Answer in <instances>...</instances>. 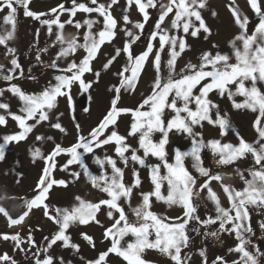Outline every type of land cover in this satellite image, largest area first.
<instances>
[{
    "label": "snow or ice",
    "instance_id": "6c2138e0",
    "mask_svg": "<svg viewBox=\"0 0 264 264\" xmlns=\"http://www.w3.org/2000/svg\"><path fill=\"white\" fill-rule=\"evenodd\" d=\"M29 3L30 0H0V11L8 9V14L4 17V24L12 26L11 31L0 34V45L6 46L7 54L12 56L11 67L7 69L10 74L4 75L3 80L10 82L17 78L11 73L21 69L15 56V49L7 47V42L14 38L17 6L24 9L25 17L39 20L42 25H46L49 35L52 34L53 26H56V41L61 44L56 59L74 55L78 49H83L86 55L78 63L73 60L63 69H58L56 61L53 60L49 66L63 74L54 76L55 83L49 82L48 86L39 93H26L18 85H10L7 90L19 99L21 102L19 111L23 114L9 112L11 118L17 123L19 131L0 138V162L5 160L6 149L10 143L26 140L28 134L42 122H50V127L62 133L66 131L59 122L63 113L54 117L56 122H51L53 120L51 114L58 107L59 98H66L67 105L71 109L73 107L72 86L78 84L84 92L92 87V82H86L83 79L84 74L92 72L91 62L96 58L99 49L105 42H111L116 34L117 21L112 16L110 9L118 3V0H110L107 6L98 3V0H90V4L94 7L72 0L71 8H65L64 4H60L57 8H52L50 13L33 12L29 10ZM133 3L142 15V22H135L133 27L140 30L141 33L150 19L149 8L158 7L159 16L145 50L138 55L133 54L132 44L140 40V35L125 28V35L131 40L124 43L123 49H116L115 55L104 64L103 67L107 70L122 52L127 54L125 66L116 74L120 78L119 86L110 89L115 92L110 110L87 136L79 135L76 142L70 147L65 148L56 143L47 156H43L38 148L33 150L31 152L33 161L35 162L36 158H41L45 162L42 174L34 189L36 195L25 201L26 210L18 218H11L2 207H0V213L8 217L11 227L21 225L33 209L43 208V215L57 225V231L51 237H44L46 242L44 248L33 253L34 264H56L53 256L47 255V253L57 242H61L62 247H70L79 251V246L70 242V236L66 235L67 230L73 224L85 225L95 222L99 225L97 213L102 206L107 207V217L113 221L103 232L104 239L111 240V246L107 251L100 253L96 260L89 261L88 264H106V258L110 253L120 257L126 264H151L150 261L143 259L142 254L145 250L158 251L174 264H187L189 257H182L181 253L182 249L189 246L186 229L189 222L193 220L205 227L218 224V230L207 232L206 236L218 239L224 232L235 235L237 244L233 248H229V252L238 253L239 258L232 264H261L264 252H261L258 246L252 245L251 237L255 233L251 226L250 216V209H255L257 212L264 210V91L261 90V87L264 86V9L261 7L260 0H247L251 10L258 17V23L254 26L251 34L248 29L249 17L242 15L238 6H234L235 0L229 5L234 23L240 29V33L230 41L231 55L220 52L215 54L204 52L199 57L197 64H187L180 73H176L175 69L178 57L189 47L185 37L191 35L196 38L201 31L208 35L211 34L200 11L206 7V0H161L159 5L156 0H127L129 8ZM63 12H69L72 17L77 12L97 13L99 17L103 18V28L97 33H92L93 25L98 23L92 19H86L83 25L80 22L74 23L72 19L61 22L60 14ZM172 13L174 16L170 29L163 28L162 24L166 17ZM213 15H215L214 12ZM42 16H51L52 18L41 20ZM122 19L125 25L131 23L128 15H124ZM196 22H199L198 26ZM65 24L72 25L77 30L84 25L87 26L88 31L83 36V43H79L78 37L65 40L63 36ZM170 30L182 31L184 35H170ZM157 38L159 39V48L155 51L153 59L157 76L151 93L144 97L135 109L118 107L122 89L124 91L135 89L146 62L153 54L154 44L152 41ZM205 39H207V35ZM166 47L168 50L166 61L168 74L167 79H164L160 75L161 54ZM41 51H47V49ZM233 57L234 63L230 62ZM36 59L40 60L39 53ZM3 70L4 66L0 65V71ZM20 76H23L22 69ZM95 76L98 79L100 73L96 72ZM231 86H235L234 90ZM197 88H199V93L195 94L194 90ZM4 91V89H0V95H3ZM213 91L217 92L221 98L227 95L234 109L250 110L257 113L253 127L258 134V139L254 143L246 142L238 132L236 133L239 141L237 144L222 143L219 139L205 142L202 133L195 131L196 127L202 128L204 122L218 127L221 136L227 135L231 129L227 113H221L219 105L208 98L209 93ZM235 96H241L244 99L242 102H236ZM170 97L171 99H169ZM178 102L180 106H178ZM192 104L195 105V108L190 106ZM0 109L8 110L9 105L0 103ZM166 109L174 113L167 121L164 120ZM213 109H215V118H213ZM126 113H130L132 117L128 135L138 136V148H132L127 144V138L116 130L105 135L109 127H114L117 124L118 117ZM29 121H34V123L30 124ZM0 125H6L4 115H0ZM76 127L79 130V124ZM173 131L189 137L191 146L187 151L175 148L174 162H169L166 146L169 143V134ZM155 133H160L159 141H154ZM36 139L42 140L44 137L37 136ZM47 139L52 140L53 137L49 136ZM109 144L115 145L116 156L125 166L131 160L134 164H139L140 167H147L150 170L153 189L150 192H142L140 204L131 209L135 217L134 221L129 219L120 201L123 199L131 206L133 189L141 184L139 172L135 168L133 169V181L131 185H128L124 182L123 169L117 167V162L112 157L105 156L101 159L98 156H93V162L101 170L99 175H94L84 160L86 154H93L96 148ZM205 148L211 151L217 166H229L251 155L253 163L247 169L248 176L246 177L244 172L239 169L236 172V175L243 181L242 189L224 184L222 175L212 174L209 169L203 167L201 153ZM140 150L143 151V156L137 154ZM128 152H131L130 156L126 155ZM62 153L68 155L70 159L66 161L61 170L66 171L73 164L79 165L92 187L106 194V199L88 202L77 196L75 197V200L78 201L76 205L68 208L57 207L54 210L55 214H52L46 203L50 190L54 186H67L65 180H56L52 176L56 168V157ZM149 156L155 157L160 163L147 164L146 160ZM187 158H191L192 166L199 175L206 178L199 185L197 177L193 176L185 167L184 161ZM105 165H109L112 169L110 176L104 171ZM161 168L165 170L164 174H161ZM72 176L79 179L81 172H73ZM213 180L221 182L229 207L225 208L221 205L219 196L210 187ZM165 182L168 186L166 196L161 191ZM205 189L208 193L207 199L215 205L216 215L200 220V217L196 215L197 208L192 201L194 196H199L200 192ZM153 197L156 201L163 202L168 206H180L183 209V215L170 218L154 213L151 210ZM258 223L260 230L264 232V220ZM81 236L90 245L95 246L91 236L85 233H82ZM127 236H131L133 239L123 246L121 241ZM153 236L154 239H150ZM0 238L5 241L11 240L14 250L25 253L30 250L21 247L25 242L32 247H37L31 232L28 234L27 241L23 240L19 233L0 234ZM249 247H252L253 251H249ZM199 254L204 257V264H207L205 250H201ZM0 264H17V262L4 253L0 255ZM59 264H64L62 257ZM213 264H227V261L223 257H217Z\"/></svg>",
    "mask_w": 264,
    "mask_h": 264
},
{
    "label": "rangeland",
    "instance_id": "374dc122",
    "mask_svg": "<svg viewBox=\"0 0 264 264\" xmlns=\"http://www.w3.org/2000/svg\"><path fill=\"white\" fill-rule=\"evenodd\" d=\"M87 3L88 0H77V3ZM98 3H103L106 6L110 3V0H98ZM157 5L161 3V0H156ZM233 3V0H206V7L200 9L201 15L210 29L211 34L208 35L203 31L200 32L198 37L193 38L191 35H187L185 37L188 49L183 52L180 57H178L176 62V73H180L182 69L189 63L197 64L199 62V57L204 52H212L215 54L216 52L227 53L231 55L232 49L230 47V41H232L239 33L240 29L234 23V18L229 10V5ZM33 4L36 9V13H50L52 8H57L60 4H64L65 7L72 5V0H32L29 3V6ZM260 4L262 9H264V0H260ZM89 6H93L89 3ZM238 6V9L242 15H247L249 17L250 23L248 25L249 34L254 30V26L258 23V17L253 13L250 6L247 3V0H235V5ZM94 7V6H93ZM127 11L125 12V9ZM112 16L117 21V27L115 29V38L111 42H105L101 48L99 49L96 58L91 62L92 72H88L84 74L83 79L86 82H92V87L85 94L80 88L78 84H74L71 88V96L73 99L74 108L69 109L67 105L66 98H59L58 107L51 114L53 116V120L51 122H56L54 117L59 113H63V116L60 117L59 122L65 128V132H60L52 127H50V122H42L37 125L31 133L28 134L27 139L21 141L19 143H10L6 149V157L3 162H0V207L4 208L9 215H19L23 210V205L25 201L29 198H33L36 195L34 189L36 188V184L39 180V177L42 174V169L45 166V162L41 158H36L35 162L32 159L31 152L33 149L38 147L41 150L43 156H47L53 149L56 143H59L62 147H70L77 140L79 135L87 136L89 132L95 128L99 122L103 119L106 113L110 110L111 100L115 96L114 86H119L120 78L116 75L126 64L127 54L121 53L119 57L112 63V65L105 70L104 64L116 53V49H123L124 43L126 41H130L131 38L125 35L124 29L127 28L131 30L134 34L140 35V40L136 43L132 44V52L134 55L140 54L146 48V44L149 42L150 34L154 29V25L156 23V8H149L148 13L150 19L145 24V28L141 33L140 30L133 27L135 22H142V15L139 13L136 5L133 3L129 8L127 5V0H118V3L114 4L111 9ZM1 12V11H0ZM24 9L20 8L18 14H23ZM213 12L215 15H213ZM124 15H128L131 23L125 25L122 17ZM156 16V18H155ZM174 13L169 14L166 17L162 27L165 29H170L171 21L173 19ZM46 17V16H42ZM92 19L98 21L95 23L91 29L92 33H97L99 30L103 28V18L99 17L97 13H84L77 12V14L72 17L69 12H63L60 14L61 22L72 19L73 22H80L83 19ZM25 22V21H24ZM20 23V28L22 29L26 24ZM197 26L199 22H196ZM22 24V25H21ZM23 26V27H22ZM88 31L87 26H82L79 30H77L74 26L65 24V28L63 29V36L65 40H71L73 37H78L79 43H83V36L85 32ZM53 32L57 33V28H54ZM52 32V33H53ZM25 34V32H24ZM170 35H179L183 36V32H177L176 30H170ZM43 35V34H42ZM42 35L40 36L42 38ZM207 35V39L205 36ZM154 44L153 54L150 55L148 61L146 62L144 69L140 75V78L135 86L134 90L124 91L122 89L120 94V100L118 102V107L120 108H128L135 109L142 102L143 98L151 93L152 86L154 84V80L157 76L156 70L153 66V59L155 51L159 48V39L157 38L155 41H152ZM239 43V42H238ZM215 46V47H214ZM86 55L83 49H78L77 52L73 55V59L78 63L80 59H82ZM162 58V68L160 75L162 78L167 79L168 68L166 66V61L168 59V50L167 47L165 51L161 54ZM10 60V59H9ZM65 62H70L71 57H67ZM230 62H235L233 59ZM66 65L61 64V67H65ZM11 64L7 65V68H10ZM99 72L100 76L97 79L95 73ZM53 75L63 74L62 72H58L56 69L50 71ZM127 75V74H126ZM41 80L47 78L46 76H40ZM206 82V81H205ZM234 90L235 86H231ZM5 93H3V97L0 98V102L9 104L10 112L15 114L22 115L19 111L21 102L17 97L13 96L10 91L4 89ZM261 90L264 91V86L261 87ZM195 94L199 93V88L194 90ZM83 105H80L79 101L82 98ZM210 100L219 105V109L221 113H227L228 119L231 123V129L228 134L225 136L220 135V129L218 127H213L209 125L207 122H204L203 127H196L195 131L202 133V138L205 142L211 139H219L222 143H233L237 144L238 138L236 133L249 143H254L258 139V134L253 127V123L256 119L257 113H253L250 110H236L232 107V102L225 95L224 98H221L217 92L213 91L209 93ZM171 99V97L169 98ZM234 99L236 102H242L244 99L241 96H235ZM178 106L179 102H178ZM195 108V105H190ZM4 109H0V115L4 114L6 118V125H0V138L4 135L15 134L19 131L17 123L11 118L9 113ZM174 115L170 110H165L164 120L167 121ZM213 118H215V109H213ZM77 119V120H76ZM132 117L130 113L121 114L117 119V124L115 125L117 131L120 135L125 136L126 143L131 145L132 148H138V136H129V128ZM28 123H34V121H29ZM79 124V130H77L76 125ZM109 130V129H108ZM105 133V135L109 134V131ZM37 136H42L44 139L37 140ZM53 137L52 140H48L47 137ZM103 139V137H101ZM160 133H155L153 136L154 141H159ZM45 140L47 141L45 144ZM191 139L186 135L177 134L175 131L169 134V143L166 146V151L168 153L169 162L173 161L174 149L180 148L183 151H187L190 149ZM258 147V145H257ZM105 149L106 155L109 157H113V159L117 162V167L123 169L124 172V182L128 185H131L133 181V169L139 172V178L141 184L139 187L133 189L134 202L137 201V195H140L142 192H150L153 189V185L150 180V170L147 167H140L139 164H134L131 160L127 166L124 165L123 162L116 156L115 153V145L109 144L105 145L101 148H96L93 154H86L84 157L85 163L88 165L89 170L94 175H99L101 170L100 168L93 162V156H98L102 159L101 150ZM138 155L143 156V151L140 150ZM126 155L130 156L131 152L126 153ZM202 155L209 156L212 159L213 155L211 151L205 148ZM70 159V157L66 154H60L56 157V168L54 169L52 176L56 180H65L67 182V186H54L50 190L49 199L46 200V203L49 205V210L54 215L53 205L59 203H72L75 202V197H82L83 200L88 202H93V200H102V197H99V190L97 189V195L95 192V188L90 187V182L83 175L82 169L79 165L73 164L68 167L66 171H62V166L66 163V161ZM146 163L149 165L159 164L160 161L155 157L149 156L146 160ZM252 157L249 155L246 159L242 160V165L239 170L244 172V175L247 177V169L249 165L252 164ZM185 167L189 170V172L197 177V184L199 185L206 178L199 175V173L193 168L191 158H187L184 161ZM209 165V170L212 174L219 173L224 177L223 183L227 185H231L236 189L239 188V176L236 175L237 168L239 167V163L236 162L233 164L231 168L224 166H217L215 163V159H212L211 162L207 160L205 163ZM104 170L111 171L109 165H105ZM73 172H81V179H75L72 176ZM165 170L161 168V174H164ZM197 174H196V173ZM20 176L18 182H15V176ZM83 181H88L89 185L83 184ZM210 187L213 189L215 193L219 196L220 203L223 207H227L229 202L226 194L223 192L221 187V182L219 181H211ZM73 188V189H72ZM78 190H75V189ZM241 188V187H240ZM72 190V191H71ZM89 190V192H88ZM137 190V191H136ZM206 190V189H205ZM205 190L201 191L199 196L193 197V204L197 208L196 215L200 217V220H204L210 214H215V205L207 199L205 196ZM162 194L167 195L168 186L165 182L162 189ZM3 192H6L7 195H2ZM86 193V194H85ZM5 197V198H4ZM3 198V199H1ZM133 199V198H132ZM131 199V201H132ZM2 200H5L4 203ZM3 206H2V205ZM132 204V203H131ZM157 204V205H155ZM63 208V205L59 206ZM71 207L64 206V208ZM151 210L161 216H166L170 218L180 217L183 215V209L180 206H168L163 202L156 201L155 197L152 198V207ZM104 210H100L97 216H103ZM251 216V226L254 230L255 235L251 237L252 245H256L259 247L261 252H264V232L260 230L258 221ZM89 232L92 233V238L94 239V243L99 244L103 240V232L98 229L96 226L92 224L88 225ZM191 223L187 225V235H190ZM55 230V224L47 219L43 215V208L33 209L30 212L25 220L19 226H9V221L4 217L2 213H0V234H9L20 231L22 235H28L29 232L33 234V238L36 241L37 247H32L29 243L25 242L21 245L24 249H30L27 253L14 250V246L11 240L5 241L0 238V255L7 253L9 256L11 253L16 258L19 257V264H25L22 262V256L26 259L33 256V253H36L38 249H40L41 240L47 234H52ZM83 233H85V230ZM218 230V224L216 225L215 231ZM68 234L70 231L67 232ZM67 234V235H68ZM192 234V231H191ZM232 234H228L227 232L221 233L219 238L214 237H203L199 243V246L206 247L208 250V260L214 261L217 257H223L227 264L232 263L233 260L236 259L238 253L229 252V248H233L235 245L234 242L231 241ZM150 239H154L150 237ZM23 240L27 241V237H24ZM84 251L86 249V258H90L93 255V251L89 247V243L84 241L82 243ZM233 245V246H232ZM57 245H54L55 247ZM80 247V246H79ZM96 249V247H95ZM252 247H249V251H252ZM70 251V249H69ZM183 251V249H182ZM150 252L148 255H142L143 259L146 261H150L151 264H173L167 257L163 256L161 253L155 250H145L144 253ZM78 256H81V252H78ZM195 257V258H194ZM84 258V256H83ZM111 259V264L113 260H118L117 257H109ZM15 259V258H14ZM76 259V258H75ZM109 259V260H110ZM194 260V264H201L202 258L197 253L193 256L192 262ZM264 261V257H261V261ZM60 259L56 260V264H59ZM121 264V260H119ZM74 263V262H73ZM116 264V263H115Z\"/></svg>",
    "mask_w": 264,
    "mask_h": 264
},
{
    "label": "trees",
    "instance_id": "16d2710c",
    "mask_svg": "<svg viewBox=\"0 0 264 264\" xmlns=\"http://www.w3.org/2000/svg\"><path fill=\"white\" fill-rule=\"evenodd\" d=\"M30 1H32V0H30ZM44 1H46V0H44ZM47 1H50V0H47ZM89 3H90V0H88V5H89ZM28 7H29V10L35 12L36 9L34 8L33 4H31ZM71 7H72V5H70L68 7L66 6L65 8H71ZM20 8H22V7L17 6L14 38L7 42V47H11V48L15 49V56L18 59L20 65H21V69L23 70V76L22 77L20 76L21 69H17L15 71V73H11L12 75H14L17 78L13 79L10 82L9 81H5V80L2 79V77L4 75L10 74L7 71V69H9V68H7V65L9 64L12 56L7 54L6 46L0 45V65L4 66V70L0 71V89H8L11 84H15V85H18L26 93H39L45 87L48 86L49 82H51L53 84L55 83V80H54V76L55 75L50 73V71H53L54 68H51L49 66L52 63L53 60L56 61L58 69H63V68H66L67 65L69 63H71L74 59H73V55H69V57H71V61L70 62H65L66 61L65 59L67 57L66 58L56 59L57 53L61 49V44L56 41V33L52 31L53 33L51 35H49L47 26L46 25H42L39 20H35V19L31 18V17H25L24 15L18 14ZM7 14H8V9L7 8H5L3 11L0 12V34L6 33L7 31H11L12 30L11 24H8V25L4 24V17ZM49 18H52V17L51 16L41 17V20L49 19ZM86 18L88 19V17H86ZM155 18H156V16H155ZM157 19L158 18H156V21H157ZM85 20L86 19H83L82 21H80V23L83 25V22ZM23 22H24V24H26V26H24V27L22 26L23 28L21 29L19 24L23 23ZM54 28H56V26H53V30H54ZM24 32H25V34H24ZM37 32H38V35H37ZM41 35H42V38L40 37ZM42 49H47V51H41ZM38 53H39V56H40V60L39 61L36 59ZM61 64H64L66 66L65 67H61ZM58 72H60V71H58ZM42 75L43 76L47 75V78L41 80L40 76L42 77ZM58 75H60V74H58ZM3 93H5V91ZM84 93L87 94L86 92H84ZM1 97H3V95H0V98ZM84 99H86V97L82 98L79 101L80 105H83V100ZM17 100H18V98H17ZM0 103H2V102H0ZM72 108H74V105H73ZM72 108H71V110H72ZM5 111H7L9 113L10 112V108L8 110H5ZM2 115H4V114H2ZM112 130H116L117 131L116 126L109 127V130H108L109 134H110V132ZM46 142L47 141L45 140L44 144ZM37 148L38 147H36L35 149H37ZM35 149H33V150H35ZM104 153L106 154V151H105V149H102L101 150L102 159L105 157ZM106 156H108V155H106ZM202 156H203V158H202L203 167H205L206 169H209L208 168L209 165L208 164L206 165L205 163L207 162V160L209 162H211L212 159H215V158L212 157V159H210L209 156H206V155H202ZM237 162L239 163V167L237 168V170H238L240 168V166L242 165V160H239ZM232 166H233V164L229 165L227 167L231 168ZM251 166H252V164L249 165V167H251ZM224 167H226V166H224ZM110 169H111V167H110ZM104 171L109 176L111 175V171L110 170L109 171L104 170ZM19 177L20 176H18V175L15 176V178H14L15 182L20 181ZM80 179H81V177H80ZM83 184L89 185V182L88 181H83ZM90 187H92L91 184H90ZM243 187H244L243 181H241L239 179V188L238 189H242ZM75 190H78V189H75ZM88 192H89V190H88ZM95 193L97 195V189L95 190L94 194ZM133 194L134 193H132V198L133 199L131 198L132 199L131 206H129V204L126 203L123 199H121L120 204H121V206H123L125 208V212L128 214L129 219L134 221L135 217L132 214L131 209L137 207L140 204L141 195H137V201L134 202V197L135 196ZM2 195H7V194H6V192H3ZM207 195H208L207 190H205V196L207 197ZM99 197H102L103 199L107 198L106 194H104V193H102L100 191H99ZM1 199H3V198H1ZM29 199H31V198H29ZM4 201L5 200H2L3 203H4ZM98 201H100V200H98ZM98 201L93 200V202H98ZM77 203H78V201H76V200H75V202L73 201L72 203L69 202L67 204H64V203L63 204L62 203L58 204L57 203V204H55V206L53 205V208L55 210V208L59 207L60 205H63V208H64V206H69V205L74 206ZM155 205H157V204H155ZM227 207H229V204H228ZM227 207H225V208H227ZM25 210H26V207H25V204H24L23 205V210H22V212L19 215H9V216L11 218H13V219L18 218ZM54 210H53V212H55ZM101 210H104V214H103V216L102 215L100 216L101 218H99L97 216V219L100 221L99 225L97 223H95V222H90V223L85 224V225L73 224L67 230V232L70 231L69 234L66 232V235L68 234L70 236V238H71L70 242L80 246L79 247V251H76V250H74V249H72L70 247L69 248L62 247L61 242H57V244H56L57 246L52 247L51 249H49L47 255L53 256L55 261L58 258L60 259L62 257L64 264H88L89 261L96 260L100 253L107 251V249L111 246V240L110 239L109 240H105L104 237H103V240L99 244L94 243V245H95L94 247L89 244L90 249L93 251V255L90 258L85 259L86 258V255H85L86 249L84 251V248H82L83 247L82 243L85 241L82 238V236H81V234L83 233L82 229L85 230V234H87V235L92 237V233L89 232L88 225L92 226V224H93L98 229H100L102 232H104V229L109 227L113 223V221L110 220L107 217V211H108L107 207H103L102 206ZM250 211L252 213V216H255L254 218L258 222L264 220V210H260L259 212H257V210H255V209H250ZM214 213H215V210H214ZM215 215H216V213L215 214H210L209 216H213L214 217ZM4 217L9 221L8 217H6L5 215H4ZM190 223H191V229H190V235H188L189 236V246L187 248L183 249V251L181 253L182 257H189V259L187 260V264H194V260L192 262L193 256L196 255L197 253H200L201 250H205V255H206V258H207V264H213L214 259L212 261L208 260V250H207V248L204 247V246L200 247L199 243L201 242L200 240L203 237H206V238L207 237H212V236H206L205 233L215 231L217 224L216 225H208V226L205 227V226H202L201 224H199L195 220L190 221ZM56 231H57V225H55V230L53 231L52 234H54ZM191 231H192V234H191ZM15 233H19L20 237L22 239L24 237H28V235H26V234L22 235V233L20 231L15 232ZM15 233H11V234H15ZM52 234L49 233L46 236L51 237ZM32 236H33V234H32ZM44 237L41 240V244H40L41 246H40V249H38V250H42L44 248L45 244H46V242L44 241ZM132 239L133 238L131 236H127V237L124 238V240L121 241V244L123 246H126L127 242L131 241ZM231 241L234 242L233 245L237 244V241L235 239V235L234 234H232ZM95 247H96V249H95ZM69 249H70V251H69ZM78 252H81V256H78ZM143 254L144 255H148V254H150V252H146V253H143ZM13 255H14V253L13 254L11 253L10 257H12L13 259L15 258L17 264H19V260H17L19 257L16 258ZM83 256H84V258H83ZM113 256L118 258V260H113L112 261L113 264H115V263L116 264H121L119 262V260H121V262L123 264H126V262L123 261L120 257H118L115 254H111V253L106 258V264H111V262H110L111 259L109 257H113ZM163 256H165V255H163ZM201 258H202L201 264H204V257L201 256ZM238 258H239V254L237 255L236 259L233 260V261L238 260ZM168 260H170V259H168ZM34 261H35L34 255L29 257V258H27V259L24 256H22V262L25 263V264H34ZM170 262H172V261L170 260ZM172 263L174 264V262H172ZM229 264H232V263L230 262ZM261 264H264L263 260L261 261Z\"/></svg>",
    "mask_w": 264,
    "mask_h": 264
},
{
    "label": "water",
    "instance_id": "95a60500",
    "mask_svg": "<svg viewBox=\"0 0 264 264\" xmlns=\"http://www.w3.org/2000/svg\"><path fill=\"white\" fill-rule=\"evenodd\" d=\"M156 15H157V17L159 16V9H158V7L156 8Z\"/></svg>",
    "mask_w": 264,
    "mask_h": 264
}]
</instances>
